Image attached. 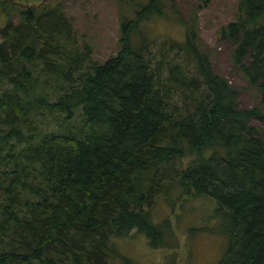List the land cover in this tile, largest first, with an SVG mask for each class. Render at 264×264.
<instances>
[{
    "label": "trees",
    "instance_id": "trees-1",
    "mask_svg": "<svg viewBox=\"0 0 264 264\" xmlns=\"http://www.w3.org/2000/svg\"><path fill=\"white\" fill-rule=\"evenodd\" d=\"M137 6L103 62L61 0L22 6L17 21L8 12L0 264H108L114 239L133 231L161 247L151 212L174 185L216 200V226L203 229L229 239L217 264H264V135L253 123L264 127V0H237L221 30L234 67L260 95L243 108L195 28L182 41L150 39L141 25L164 15L162 0Z\"/></svg>",
    "mask_w": 264,
    "mask_h": 264
},
{
    "label": "rangeland",
    "instance_id": "rangeland-1",
    "mask_svg": "<svg viewBox=\"0 0 264 264\" xmlns=\"http://www.w3.org/2000/svg\"><path fill=\"white\" fill-rule=\"evenodd\" d=\"M44 1L0 0V30L9 21L8 12L17 21L20 7ZM140 1L144 0H61L65 12L74 21L80 41L92 46L93 58L98 62L117 53L121 20L125 16L134 17ZM162 3L164 15L144 22L142 31L157 41H182L186 26L195 28L214 71L239 89V106L259 105L257 89L233 65L232 42L221 34L222 28L235 20L237 0H162ZM253 123L264 135L263 124L257 119ZM183 163L186 165L188 160ZM183 191L182 185L166 187L152 208V220L162 231L161 247H153L146 235L133 231L129 237L114 239L116 254L110 256L108 264H217L229 239L224 234L203 229L216 226V200Z\"/></svg>",
    "mask_w": 264,
    "mask_h": 264
}]
</instances>
